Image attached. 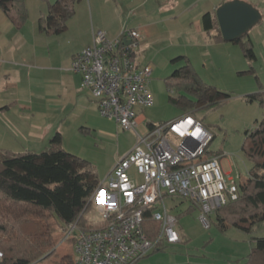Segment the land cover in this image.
Listing matches in <instances>:
<instances>
[{
	"label": "rangeland",
	"instance_id": "374dc122",
	"mask_svg": "<svg viewBox=\"0 0 264 264\" xmlns=\"http://www.w3.org/2000/svg\"><path fill=\"white\" fill-rule=\"evenodd\" d=\"M53 1V0H50ZM129 6L127 24L134 25L133 17L140 16L147 21L152 14L149 3L143 5L124 0ZM40 4L47 3L39 0ZM114 1L105 3L101 9L104 23L113 24L112 20L120 18L115 13ZM77 17L67 31L57 35H45L41 45L48 43V50L55 46L71 49L81 40V22ZM174 22L166 24L174 27ZM156 32L168 30L159 23ZM169 31V30H168ZM254 39V59L244 56L238 43L218 41L209 45H183L186 37L172 33H161L155 37L146 50L139 54V61L144 60L153 66L149 89L154 96V103L145 107V117L149 122H159L176 118L181 113L182 101L190 100L198 104L197 97L184 89L167 86L165 78L169 76L177 60L170 62V57L185 54L191 65L205 84L204 88L210 96L219 99L218 105L195 107V116L213 136L208 150L220 153L219 165L223 171H230V176L238 181L239 176H245L252 162L241 150L245 131L255 126L261 120L262 109L256 100L249 101L247 96L252 93L264 92V17L248 30ZM177 44V45H176ZM137 50V48H136ZM135 50V51H136ZM185 59L180 60V63ZM144 65V64H142ZM53 84H37L34 80L24 79V85L31 91L42 93ZM39 87V89H38ZM29 88H24V98L27 100ZM61 89V86H60ZM49 93V96H52ZM64 95V96H63ZM59 101L52 100L24 102V114L20 112V103L15 109L6 112L0 110V149L11 152L33 150L39 152L47 144L42 142V133L60 132L62 146L67 152L84 160L88 169L94 170L95 176L103 180L111 170L118 155L131 148L136 139L133 129H122L114 120L101 116L98 111H80L74 103L71 94L63 93ZM31 97V96H30ZM204 97H207L204 96ZM32 99V97H31ZM2 104H0L1 106ZM147 131L145 122L136 127L139 135ZM47 132V133H46ZM128 175L134 176L131 168ZM165 204L172 215L177 218L176 229L180 241L168 245L161 250L152 251L138 259L135 264H245L246 257L253 245L254 237L264 236V220L253 224L249 232L242 231L230 225L224 231L216 225L214 213L210 215V226L205 228L199 220L200 211L188 200L165 196ZM189 208V209H188ZM89 227L101 225L102 218L94 208V203L85 212ZM53 221V219H51ZM54 222V221H53ZM61 230L54 234V253L45 259L36 260L30 264H53L64 253L76 255L68 238L57 240L59 235L65 236ZM72 235V233H71Z\"/></svg>",
	"mask_w": 264,
	"mask_h": 264
},
{
	"label": "built area",
	"instance_id": "2783aa9c",
	"mask_svg": "<svg viewBox=\"0 0 264 264\" xmlns=\"http://www.w3.org/2000/svg\"><path fill=\"white\" fill-rule=\"evenodd\" d=\"M139 37L135 29L115 38L94 30L91 44L71 57L70 70L90 91L98 113L136 133L133 147L91 192L101 225H67L64 238H73L74 264H135L151 251L178 243L177 218L165 196L190 201L205 228L215 209L238 197L237 182L223 172L217 155L207 154L213 136L197 118L183 114L151 126L143 136L136 132L134 108L154 101L151 67L134 59ZM131 168L136 178L128 175ZM150 222L157 223L155 229Z\"/></svg>",
	"mask_w": 264,
	"mask_h": 264
},
{
	"label": "trees",
	"instance_id": "16d2710c",
	"mask_svg": "<svg viewBox=\"0 0 264 264\" xmlns=\"http://www.w3.org/2000/svg\"><path fill=\"white\" fill-rule=\"evenodd\" d=\"M77 1L55 0L42 18L43 29L62 31L66 20L74 13ZM0 8L16 28L21 27L27 18L24 0H0ZM201 22L213 40H222L215 15L205 12ZM247 36L245 34L234 42L240 45L244 56L254 59L253 43ZM165 83L197 97L198 104L179 100L183 111H190L184 114L195 117L196 105L219 104L215 93L210 96L205 91V84L187 60L165 78ZM247 99L259 103L262 117L245 131L241 150L252 166L236 181L238 197L213 212L216 225L222 231L232 225L249 232L254 223L264 220V92L249 94ZM207 154L220 153L207 150ZM98 182L84 160L62 147L58 131L39 152L0 149V264H30L48 258L54 253L57 231L66 232L69 223H76L80 228L88 227L85 212L92 204L90 195ZM156 224L150 222L149 226L155 229ZM68 240L72 243L73 238ZM253 242L245 264H264V236L254 237ZM53 264H74L73 255L64 253L53 260Z\"/></svg>",
	"mask_w": 264,
	"mask_h": 264
},
{
	"label": "crops",
	"instance_id": "0c3cea01",
	"mask_svg": "<svg viewBox=\"0 0 264 264\" xmlns=\"http://www.w3.org/2000/svg\"><path fill=\"white\" fill-rule=\"evenodd\" d=\"M38 1L39 0H24L27 18L23 25L19 28H16L7 19L0 8V104H2L0 106V110L3 114L15 109L17 103H20V112H23L24 114V102L28 103L35 99L37 101H42L44 99L52 100L53 98H57L55 100L59 101L63 93L73 95L74 103L78 106L80 111L92 112L95 111V109L97 110L96 102L90 91L80 86V76L70 70L71 57L76 52L91 44L92 32L94 30L104 31L109 38L119 36L126 29L137 30L140 40L134 54V59L139 65L149 64L152 73L153 66H151L148 62L145 63V59L143 62L139 61V54L141 51L143 52V50H146L147 44H150L151 41L161 33L166 32L177 34L179 37L180 35L185 36L186 39L183 45L187 46L200 44L209 45L210 43L224 41L223 39L218 41L212 39L210 36L211 33H208L203 29L201 17L205 12H209L212 16L215 15L216 8L220 4L229 0H140L143 5L149 3L152 14L148 15L149 19L147 21H144V19L140 16L133 17L134 25L131 28L126 25L128 17L130 16V11L129 6L124 0H113L116 11L115 13L120 14V18L112 20L113 24L109 25L104 23L103 15L105 12L101 9V7L105 3L110 4L111 0H79L74 5V13L66 20L65 28L60 32H47L42 27L45 25L42 18L46 15L49 6L54 3L55 0H42L47 3V10L45 9L46 5L40 4ZM129 1L136 3L138 0ZM244 1L250 3L258 9L261 14L260 19L264 17V0ZM77 17L82 19V24L80 26L81 40L78 44L68 50H65L66 47L60 48L57 45L51 52L47 51L49 48L47 41L45 45H41L43 39H45V36H43L42 33H45V35H57L63 31H67L69 29V25L71 26L74 19H77ZM174 20V27L168 29L166 24L174 22ZM159 23H163L164 27L169 31L163 30L161 33L160 31L156 32V28H158L157 25ZM247 35V37H249L254 44V39H252L248 33ZM183 59L190 63L189 58L182 53L170 57L171 63H173V60H177L178 62V65H175L173 70L183 66L184 61L183 63H180V60ZM191 67L193 68L192 65ZM193 70L195 71L194 68ZM24 79L28 81L34 80L38 85L45 82L50 84L53 81L58 88L55 89L54 85L51 84L50 87L45 89L42 93H39L38 90L33 92L29 87L24 85ZM24 88H29L27 100L24 98ZM49 93H52L53 95L45 98V96H49ZM40 95L44 99H42ZM145 107L147 106H137L134 108L136 121L135 130L136 127L143 122L147 125V131L151 126L164 122L159 121L152 123L147 121L148 119L144 114ZM184 112L190 111H183L181 115L184 114ZM0 126H2L1 123ZM49 134L50 133H42L41 139L43 143L46 144L47 141L48 144V140L50 138L49 136L52 133L50 135ZM47 144L43 147V149L47 146ZM131 148L123 151L121 155L119 154L116 160L126 154ZM217 156L219 161L221 156L220 154ZM223 172L230 175V171ZM96 179L99 181L97 176ZM63 232L64 231H62V233ZM65 238L63 235H59L57 240L61 241L65 240Z\"/></svg>",
	"mask_w": 264,
	"mask_h": 264
},
{
	"label": "water",
	"instance_id": "95a60500",
	"mask_svg": "<svg viewBox=\"0 0 264 264\" xmlns=\"http://www.w3.org/2000/svg\"><path fill=\"white\" fill-rule=\"evenodd\" d=\"M215 16L221 37L227 42H234L247 34L261 18L258 9L244 0H229L220 4Z\"/></svg>",
	"mask_w": 264,
	"mask_h": 264
}]
</instances>
